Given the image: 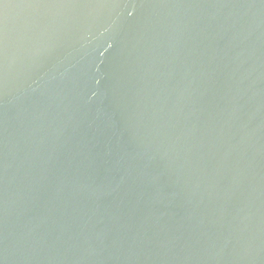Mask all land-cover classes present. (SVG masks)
<instances>
[{
  "label": "water",
  "instance_id": "1",
  "mask_svg": "<svg viewBox=\"0 0 264 264\" xmlns=\"http://www.w3.org/2000/svg\"><path fill=\"white\" fill-rule=\"evenodd\" d=\"M0 264H264V0H0Z\"/></svg>",
  "mask_w": 264,
  "mask_h": 264
}]
</instances>
